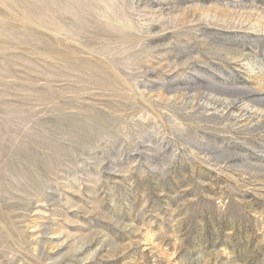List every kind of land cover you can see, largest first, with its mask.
Masks as SVG:
<instances>
[{"label":"rangeland","instance_id":"1","mask_svg":"<svg viewBox=\"0 0 264 264\" xmlns=\"http://www.w3.org/2000/svg\"><path fill=\"white\" fill-rule=\"evenodd\" d=\"M0 264H264V0H0Z\"/></svg>","mask_w":264,"mask_h":264}]
</instances>
